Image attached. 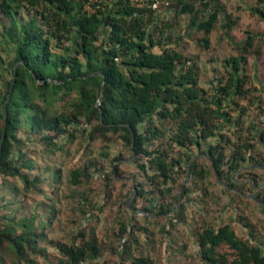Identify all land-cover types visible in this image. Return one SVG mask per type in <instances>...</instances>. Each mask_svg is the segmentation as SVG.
I'll list each match as a JSON object with an SVG mask.
<instances>
[{
    "label": "trees",
    "instance_id": "obj_1",
    "mask_svg": "<svg viewBox=\"0 0 264 264\" xmlns=\"http://www.w3.org/2000/svg\"><path fill=\"white\" fill-rule=\"evenodd\" d=\"M255 1L250 10L264 20V0ZM240 20L222 0H0V177H18L26 191L47 195L63 169L45 167L46 179L30 175L35 162L26 158L21 134H43L46 149L56 152L57 137L83 128L91 141L113 134L132 147L147 215L174 209L175 185L188 167L193 183L218 175L241 196L233 174L258 182L247 166L264 167V97L256 69L247 68L264 38L248 32L209 89L198 54L187 51V36L209 50L214 31L224 34ZM88 167L72 169L71 182L82 183ZM188 191L183 185L182 197ZM257 197L264 206L260 190ZM34 204L27 216L0 217V264L6 253L16 264H37L34 255L51 264H110L107 250L128 264H156L132 250L127 225L129 237L119 233L114 250L95 227L74 224L70 239H57L51 234L60 208L51 197ZM185 204L176 222L185 220ZM194 235L197 260L189 264H264V241L240 236L229 222H207Z\"/></svg>",
    "mask_w": 264,
    "mask_h": 264
},
{
    "label": "rangeland",
    "instance_id": "obj_2",
    "mask_svg": "<svg viewBox=\"0 0 264 264\" xmlns=\"http://www.w3.org/2000/svg\"><path fill=\"white\" fill-rule=\"evenodd\" d=\"M222 1L228 11L241 16L238 26L224 34L220 30L214 31L211 34L212 44L209 50H203L192 37L187 36V51L192 55L198 54L201 84L208 89L211 88L214 78L224 73L223 59L238 52L235 45L243 42L248 32L258 33L264 38V20L250 10V6L256 3L255 0ZM161 10L162 15H168L167 10ZM262 51L259 56L249 55L247 68L250 72L256 69L258 78L254 84L264 97V41ZM262 118L264 119V115ZM108 135L110 138L91 141L83 128H78L72 137H57L58 150L51 152L46 149L48 147L42 140L43 134H32L30 138H26L27 133H22L21 136L25 139L23 152L26 158L35 162L30 175L46 179L48 172L45 167H61L64 178L60 183L53 178L52 186L45 188L48 191L46 195L32 190L26 191L18 177L1 176L0 217L27 216L35 212L34 200L49 201L51 197L60 208L59 218L62 219L60 229L57 224L51 237L70 239L74 224L89 229L95 227L99 236L105 243L111 244L114 250L121 245L119 233L123 237H129L128 232H123V226L127 225L133 231L130 242L132 250L152 256L156 264H189L196 261L198 245L194 233L207 222H229L240 236H253L264 241V206L258 204L261 200L257 197L259 190L261 197L264 196V167L247 166L246 170L257 175L258 182L252 175L240 177L238 173L233 174L237 177L236 182L241 184V196L229 193L238 190L229 188L227 182H223L217 174L216 178L210 176L199 180L197 184L193 183L188 167L175 185V192L180 194V199L176 201L174 209L167 214L147 215L144 209L149 201L137 195L136 185L143 181V177L132 162L133 149L115 135ZM202 161L208 165L205 159ZM85 166H89V176H85L82 183L73 184L70 179L71 170ZM16 183L19 185L18 190L13 189ZM251 183L255 188H252ZM183 185L189 189L185 197H182ZM167 199L170 200L169 197ZM183 201H186L185 220L176 222L177 208ZM240 215H243V219H240ZM104 258L110 264H128V261L112 250H107ZM6 259L7 264H16L11 254L6 253ZM34 262L51 264L44 255H34Z\"/></svg>",
    "mask_w": 264,
    "mask_h": 264
},
{
    "label": "water",
    "instance_id": "obj_3",
    "mask_svg": "<svg viewBox=\"0 0 264 264\" xmlns=\"http://www.w3.org/2000/svg\"><path fill=\"white\" fill-rule=\"evenodd\" d=\"M99 103H101V100H99ZM179 199H180V194H179Z\"/></svg>",
    "mask_w": 264,
    "mask_h": 264
},
{
    "label": "built area",
    "instance_id": "obj_4",
    "mask_svg": "<svg viewBox=\"0 0 264 264\" xmlns=\"http://www.w3.org/2000/svg\"><path fill=\"white\" fill-rule=\"evenodd\" d=\"M154 6H157V3H155Z\"/></svg>",
    "mask_w": 264,
    "mask_h": 264
}]
</instances>
